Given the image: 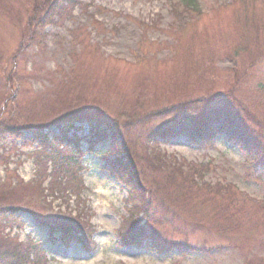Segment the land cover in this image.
Listing matches in <instances>:
<instances>
[{
	"label": "rangeland",
	"instance_id": "374dc122",
	"mask_svg": "<svg viewBox=\"0 0 264 264\" xmlns=\"http://www.w3.org/2000/svg\"><path fill=\"white\" fill-rule=\"evenodd\" d=\"M43 1L0 0V121L17 130V138L7 134L0 143V182L18 186L39 175L47 189L52 175L64 180L66 195L55 193L47 201L66 219L84 220L89 227L80 233L82 240L67 244L28 211L32 206L41 210L42 201L18 203L16 217L22 225L3 222L5 233L23 244L40 243L46 253L43 263L29 264H244L247 258L264 256L263 212L257 208L264 205V171L249 170L242 151L226 135L218 134L207 147L179 136L150 144L146 151L140 145L138 152L209 164L206 180L233 183L239 204L253 215L250 227L230 237L240 245L206 228L190 232L178 223L152 226L139 213L129 218L128 189L107 167L110 145L88 150V123L77 133L82 138L77 150L62 147L68 157L79 153V164L45 159L44 149L32 141L38 128L50 137L61 132L51 122L70 113L54 99L63 87L83 93L87 103L78 114L86 112L85 118L97 119L95 114L133 126L134 110L152 117V111L172 103L211 96L222 104L231 105L232 99L240 117H258L250 125L264 127V0H200V11L185 19L174 9L179 0H73L31 40ZM79 26L88 27L90 36ZM45 161L47 171L40 175ZM130 223L153 228L164 243L212 251L167 255L152 249L150 240L143 246L126 243L122 237Z\"/></svg>",
	"mask_w": 264,
	"mask_h": 264
},
{
	"label": "trees",
	"instance_id": "16d2710c",
	"mask_svg": "<svg viewBox=\"0 0 264 264\" xmlns=\"http://www.w3.org/2000/svg\"><path fill=\"white\" fill-rule=\"evenodd\" d=\"M72 1L44 0L40 3L38 11L43 16L39 17L37 21L39 23L31 31L29 39L35 40V35L40 34L47 23L54 22L55 18L62 16ZM179 2L181 3L179 5L174 2V9L184 19L188 13H192V16L195 15V11H200V0H179ZM180 5H182L181 11L177 9ZM79 27L83 33L90 36L88 27ZM95 27L97 29L98 25L95 24ZM143 57L147 55L139 56V58ZM251 60L255 62L257 56ZM82 94L70 87H63L55 92V102L70 113L51 122L52 125L53 123L58 125L61 131L58 135L50 137L43 132V129H35L32 141H36L41 149H44L45 159L54 161L60 157L67 158L69 162H78V152L76 158L75 155L68 157L62 147L68 144L77 150L80 143L77 132L82 126L75 123L87 122L90 126V138H88L90 149L100 144H110L106 157L107 167L109 172L128 189L127 203L131 205L129 218L139 213L142 215L141 219L152 226L178 223L189 228L190 232L206 228L210 232H217V235L224 237L225 241L240 245L237 240L235 242L230 237L232 234L240 235L250 227L253 215L239 204L241 196L233 183L213 184L206 180L210 171L209 164L186 160L184 162L161 155L143 157L138 151L140 145L146 151L150 149V144L179 136L186 137L200 147H207L214 143L218 134H223L242 151L249 170L264 171V127L250 125V122L257 121L258 117H240L232 99L229 101L233 109L226 100L222 104L221 99L197 96L158 108L152 111L150 114L152 117L141 115L134 110L131 118L136 120V124L129 126L126 122L119 121V118L109 120L100 117L98 119V116L93 114L97 118L93 119L91 116V118H85L86 112L78 114L83 103H87ZM8 125L10 122L0 121V143L7 134L12 135L13 139L17 138L15 136L17 130L10 129ZM61 148L63 151L60 150ZM141 160L143 164L139 163ZM46 171L45 161L40 175H44ZM43 183L39 175L38 179L28 184L21 182L18 186L0 182V264L43 263L46 258L44 248L39 246L40 243L23 244L12 238L9 233H5L7 225L4 226L3 222L6 224L9 222L8 226L22 225L16 217L20 211L18 203L28 202L29 204L31 200L34 202V199L42 201L44 207L41 210L32 206L28 211L37 223L50 229L52 236L60 235V239L67 244L73 240H82L80 233L86 231L87 226L89 227L84 220L66 219L63 213L55 212L51 202L47 201V198L54 196L55 193L59 198L66 195L65 191L68 187L64 180L52 175L47 189L43 187ZM30 189L32 193L28 192ZM35 189L38 195H35ZM46 190L47 194H45ZM21 191H23L22 194H20ZM26 191L29 193L27 196ZM5 193L9 194L4 195ZM25 196L27 200L24 201ZM257 208L263 212L260 228L264 233V205ZM130 220L128 219V222ZM129 228V233L122 237L124 242L143 246L150 240L151 248L158 253L169 255L178 252L188 256L207 255L212 251V248L207 246L191 245L185 242L164 243L156 230L145 225L130 223ZM261 245L264 246V243L261 242ZM254 257L247 258L244 264H264V256H261V253Z\"/></svg>",
	"mask_w": 264,
	"mask_h": 264
}]
</instances>
